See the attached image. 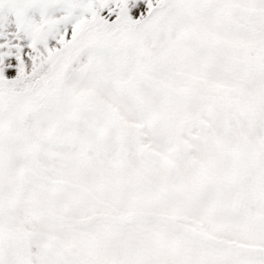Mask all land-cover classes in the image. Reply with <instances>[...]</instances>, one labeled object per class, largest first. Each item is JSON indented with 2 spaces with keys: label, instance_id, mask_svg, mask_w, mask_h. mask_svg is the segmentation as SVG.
I'll return each mask as SVG.
<instances>
[{
  "label": "snow or ice",
  "instance_id": "snow-or-ice-1",
  "mask_svg": "<svg viewBox=\"0 0 264 264\" xmlns=\"http://www.w3.org/2000/svg\"><path fill=\"white\" fill-rule=\"evenodd\" d=\"M0 264H264V0H0Z\"/></svg>",
  "mask_w": 264,
  "mask_h": 264
}]
</instances>
